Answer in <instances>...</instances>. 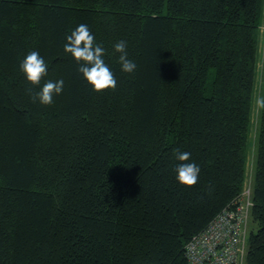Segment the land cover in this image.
I'll list each match as a JSON object with an SVG mask.
<instances>
[{
	"label": "trees",
	"instance_id": "1",
	"mask_svg": "<svg viewBox=\"0 0 264 264\" xmlns=\"http://www.w3.org/2000/svg\"><path fill=\"white\" fill-rule=\"evenodd\" d=\"M262 5L0 0V264H187V242L245 185ZM80 24L114 91H93L64 52ZM31 51L48 65L38 86L19 69ZM59 79L51 105L33 103L29 88ZM173 149L200 167L194 186L175 179ZM250 189L244 264H264V108Z\"/></svg>",
	"mask_w": 264,
	"mask_h": 264
},
{
	"label": "clouds",
	"instance_id": "2",
	"mask_svg": "<svg viewBox=\"0 0 264 264\" xmlns=\"http://www.w3.org/2000/svg\"><path fill=\"white\" fill-rule=\"evenodd\" d=\"M63 50L77 62L78 72L82 74L93 91L100 93L116 89L117 79L103 58L106 50L101 44L96 43L95 36L86 24L78 25L65 37ZM114 51L120 54L118 62L122 72L133 73L137 65L128 58L127 42L120 40L115 43ZM19 69L33 86L40 85L41 80L48 74V65L38 51L29 52L20 62ZM64 83L63 79L49 80L39 91L34 92L31 88L27 91L33 103L39 101L42 105H51L53 96L62 94ZM255 103L257 108H264V98H257ZM172 155L177 161L174 166L177 182L186 187L194 186L198 182L201 169L195 162H189L191 153L173 149Z\"/></svg>",
	"mask_w": 264,
	"mask_h": 264
},
{
	"label": "built area",
	"instance_id": "3",
	"mask_svg": "<svg viewBox=\"0 0 264 264\" xmlns=\"http://www.w3.org/2000/svg\"><path fill=\"white\" fill-rule=\"evenodd\" d=\"M245 185L234 206L223 209L187 242V264H244L246 223L252 205L251 189Z\"/></svg>",
	"mask_w": 264,
	"mask_h": 264
},
{
	"label": "rangeland",
	"instance_id": "4",
	"mask_svg": "<svg viewBox=\"0 0 264 264\" xmlns=\"http://www.w3.org/2000/svg\"><path fill=\"white\" fill-rule=\"evenodd\" d=\"M264 67V0L262 5V16H261V25L258 29V57H257V66H256V82H255V91L256 96L253 101L252 114H251V131L249 135V146L246 157V168H245V186L251 188L252 187V174L254 169V157H255V138H256V130H257V113L258 108L256 106V99L260 96V90L262 86V74ZM256 224L251 221L248 217L246 223V231H245V240L247 238V232L255 231Z\"/></svg>",
	"mask_w": 264,
	"mask_h": 264
}]
</instances>
